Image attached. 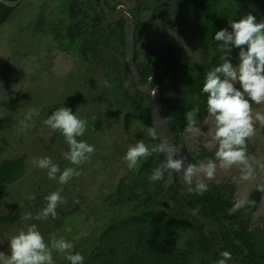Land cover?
I'll return each mask as SVG.
<instances>
[{"label":"rangeland","instance_id":"1","mask_svg":"<svg viewBox=\"0 0 264 264\" xmlns=\"http://www.w3.org/2000/svg\"><path fill=\"white\" fill-rule=\"evenodd\" d=\"M59 3L60 0H21L11 20L8 19L0 27V252L6 255L10 254L11 237L32 224L37 226L45 241L50 242L56 232L66 227L65 220L73 213L83 219L92 218L97 224L111 214L110 210L102 206L100 198L113 190L110 187H114L118 179L129 171L123 157L127 148L141 137V134L136 137V125L126 111L114 112L116 96L127 93L133 102L145 106L149 103L147 97L134 95L129 76L114 96L102 72L90 73L89 65L74 55L72 50L50 39L48 43L42 37L32 41L30 27L34 17L44 7L45 10H55ZM166 21H161L157 16L143 21L138 45L140 55L168 51L183 53L198 61L201 51L199 42ZM28 31L30 36L27 35ZM24 36L26 43L20 38ZM21 43L25 45L20 46ZM32 43L45 44L42 58H39L41 50H32ZM29 57L32 58L26 59ZM9 83L11 87H5ZM27 92L31 95L23 100ZM61 106L71 109L73 114L87 121V130L78 140L95 147L90 159L79 166L64 159L63 154L69 150L64 136L44 124V120ZM30 110H38V114L27 121L31 126L21 131L22 122ZM253 112L264 113V104H253ZM211 127L212 118L208 116L203 127L199 128L206 133ZM185 141L190 150L198 149L200 145L211 152L216 150L209 136L194 137L188 133ZM249 141V155L263 160L264 125L257 122L256 134ZM43 157H50L61 170L76 167L80 174L61 185L58 178L49 179L46 170L39 169L33 163L35 159ZM7 166L19 169L20 177L13 182H7L1 172ZM263 171L257 168L255 180L236 183L232 179L238 175L235 167L227 172L218 169L216 178L206 183L234 187V201L243 192H248L249 198L254 201L255 186L259 183L258 179L263 177ZM57 190H62L61 196L66 201L57 207V218L23 219L26 212L35 217L46 206L45 197ZM31 194L35 195L34 199H29ZM255 208L250 214L251 227L264 225V192H261ZM247 213L242 212L241 216L248 217ZM61 234L54 237H63L75 244L73 237L78 236L76 228L74 234L71 231H62ZM56 254L60 258L55 260L53 256L55 262L69 264L64 254Z\"/></svg>","mask_w":264,"mask_h":264},{"label":"trees","instance_id":"2","mask_svg":"<svg viewBox=\"0 0 264 264\" xmlns=\"http://www.w3.org/2000/svg\"><path fill=\"white\" fill-rule=\"evenodd\" d=\"M137 1L138 4L130 14L135 26L134 55L141 82L145 83L149 77H155L160 81L163 97L162 116L172 117L170 126L173 131L177 128L185 129L187 124L185 113L194 106V95H201L198 125L207 113L205 96L201 94L205 74L221 63L222 53L218 51L217 42L213 38L215 31L221 29L231 31L230 23L249 13L254 15L257 21L264 20V0ZM106 4L109 5L107 0ZM15 10L16 7L0 4V27L8 19L11 20ZM59 15L64 16V13L59 12ZM155 16L161 21L167 20L166 23H172L173 27L180 28L190 36L193 34L200 38L203 43L200 64L196 65L183 53L165 51L156 56L140 55L137 46L141 41L143 21ZM36 17L32 22L40 26L42 15ZM124 25V18L116 23H109L99 0H74V43H70L69 47L74 48V55L89 65L90 73L102 72L106 82L114 85L112 87L114 93L122 88L125 78L129 76L123 51ZM20 38L26 43L25 36ZM238 51L233 49L231 53L233 64L239 63ZM137 96L147 97L149 103L145 106L133 102L124 93L119 96L114 112L128 113L136 125L137 130L134 131L136 137L141 134L142 139L147 137L154 139L148 130L152 127L151 98L140 92ZM157 143L159 142L147 145ZM201 156L204 158L208 153L203 149ZM189 157L194 163L193 153ZM165 158L164 154L149 156L141 162L139 169L133 172L137 173L134 177L128 175L122 178L116 186L115 193L105 198L108 204L116 205L114 208L116 215L111 221L99 224V227L93 229L95 233L74 246L73 252H79L84 256V264H218L222 259L207 234L201 229L200 221L190 219L185 207L180 204L174 185L169 186L170 192L168 196L165 195L162 203L164 208L171 209L165 211L159 205H154L156 203L154 200L164 188L161 181L167 176L154 183L150 182L148 177ZM1 172L4 173L6 181H13L20 176L17 167L7 166L2 168ZM127 179L130 183H126ZM206 192L204 195L200 194L199 199L204 201L208 198L206 200L212 202V206H218L219 212H226L224 201H219L217 196L212 197L213 199L208 197L217 195L212 185H208ZM114 196L117 198L112 200ZM193 200L194 198L187 202ZM166 204L169 207H166ZM189 205L201 208L197 203ZM235 217L236 215L226 214L224 223L227 224V220H230L228 225L232 227L231 222ZM231 229L225 230L223 235L226 244L222 247L231 254V259H237L245 264H264V234L251 232L231 236Z\"/></svg>","mask_w":264,"mask_h":264},{"label":"clouds","instance_id":"3","mask_svg":"<svg viewBox=\"0 0 264 264\" xmlns=\"http://www.w3.org/2000/svg\"><path fill=\"white\" fill-rule=\"evenodd\" d=\"M112 1L114 5L116 3L119 6L122 5L119 0ZM114 5L110 4V6ZM229 26L231 31L221 29L214 33L213 38L217 42L218 51L222 53L221 63L205 74L201 89V94L205 96L204 103L207 114L212 118V127L206 133L197 127L201 95H194L195 104L191 110L185 113L187 124L184 131L194 137L209 136L216 146L214 158L199 160L198 163H188L184 167L182 159L164 142L149 147L141 140L130 145L123 157L129 170H138L141 162L153 154H164L166 158L152 170L148 177L149 181L154 183L162 180L166 173L182 172L184 183L202 195L208 191L206 181L214 180L218 169L227 172L235 167L238 170V175L233 176L232 179L236 183L255 180L257 168L264 169V161L257 160L248 153V141L256 134L257 122L264 125V113L256 112L254 114L253 112V104H264V20L257 21V18L249 13L238 20H233ZM233 49L239 50L238 65H234L232 62ZM32 78L35 77L32 76ZM11 83L5 87H11ZM237 84L239 87H236ZM136 90L140 92L137 88ZM147 95L151 98L150 94ZM35 114H38V110H30L27 113L25 121L22 122L21 131L31 126L27 121L31 120ZM44 124L64 136L69 150L63 155L70 164L79 166L94 154L95 147L93 145L78 140V137H81L87 130V121L73 114L71 109L59 107L44 120ZM148 130L149 135L155 139L157 134L154 128L149 127ZM26 135L27 133L23 136ZM193 155L198 157L199 151H194ZM33 163L39 169L46 170L49 179L56 180L58 178V183L61 185L80 174L76 167H66L61 170L60 166L54 163L50 157L35 159ZM255 190L264 192V181L259 182L255 186ZM61 191L57 190L47 195L45 197L46 206L35 217L32 213L26 212L23 219L57 218V207L66 202L61 196ZM249 197L248 192L241 193L229 209V214L246 206L255 207V201ZM34 198V194L29 196V199ZM73 247L74 245L63 237L57 239L53 236L50 242H46L37 226L32 224L11 237L9 240L10 254L6 255L4 252H0V264H55L54 252L64 254L70 264H84V256L79 252L74 253ZM222 256L224 258L219 260L218 264H226V260L231 259V254L228 252L222 253Z\"/></svg>","mask_w":264,"mask_h":264},{"label":"flooded vegetation","instance_id":"4","mask_svg":"<svg viewBox=\"0 0 264 264\" xmlns=\"http://www.w3.org/2000/svg\"><path fill=\"white\" fill-rule=\"evenodd\" d=\"M100 2H101V0H99V3ZM105 4H106V1H105ZM17 5H15L14 7H16ZM57 6L58 7L55 9L56 11L55 10H48L47 8L45 10V7L41 9V11L39 12V15L40 14L42 15V17L40 19V21H41L40 26L41 27L37 26L36 22L35 23L32 22V28L30 27V29H31V33L30 34L32 35V41H34L35 38L36 39H41V37H42L48 43H49V39H50L52 42L55 41L56 43L60 44L61 47L64 46V47L70 48L69 44L70 43H74V38H73L74 37V0H60V3ZM106 6L110 10L116 11L115 9H117L119 4L116 3L114 6H110V3H109V5L106 4ZM100 7H101V5H100ZM101 9H102V7H101ZM57 10H58V12H57ZM54 11H55V13H54ZM59 12H63L64 16H60ZM104 14H105V12H104ZM107 21H108V19H107ZM27 35L30 36L29 35V31H28ZM192 37H194L199 42V44L201 46L200 48L202 50L203 49V43L200 40V38H197L193 34H192ZM30 46L32 47V50H34V49L41 50L42 55H40L39 58L43 57V53H44L43 48H46L45 44L43 45V44H38V43H32V44H30ZM123 49H124V44H123ZM70 50H72L74 52V48H70ZM56 51H59V50H56ZM146 55L156 56L158 54H146ZM187 57L191 58L188 55H187ZM191 60L196 65L200 64V62L202 60L201 51H200V54H199V60L198 61H195L193 58H191ZM124 61H125V59H124ZM125 65H126V63H125ZM234 65H238V63L234 64ZM136 66H137V63H136ZM126 67H127V65H126ZM127 70H128V68H127ZM129 78H130L129 84H130V86L132 87V90H133L132 92H134L135 93L134 95L136 96V95H138V91L136 90V86L134 84V81H133L132 77L129 76ZM149 80H151V84H152V89L151 90H153V86L155 84V80L158 81L159 89H160V81L157 78H155V77H149L145 83H142L141 79H140V84L141 85H145ZM124 83L125 82H123V86H124ZM108 86L109 87H114V85L110 86L109 84H108ZM108 86H106V87H108ZM120 90L121 89L117 90L115 93L114 92H111V93H113L114 96H116V93L118 91H120ZM124 91H125V89H124ZM160 93H161V89H160ZM119 96L120 95L116 96L117 97L116 103H118V101H119ZM161 97H162V93H161ZM22 98L24 100L29 98V92H27ZM162 99H163V97H162ZM116 103H114V109L116 108ZM150 115H151V113H150ZM161 116H162V114H161ZM207 117H208V114L206 113V115L204 116L203 120L197 125L198 128L199 127H203V123H204V121H205V119ZM165 118L169 119V126H170V121H171L172 117L166 116ZM171 131L175 135L174 143L177 146H180V144L183 143L184 148H185V150L187 152V155H188V162L189 163H192L190 161V157H189L190 154L194 153V151H196V150L199 151V156L195 157L194 163H196L198 160H203V159L213 158L214 157L215 151H213V152L208 151L202 145L197 146L198 149L190 150V148L188 147V145H187V143L185 141V136H187L188 133L185 132L184 129L177 128L176 131H173L172 129H171ZM147 133H148V131H147ZM156 138L157 139H152L151 137L150 138L147 137V138H143V139L140 138V139L137 140V142L143 140V142L146 145L149 144V143H152V142L156 143L157 141L160 143L161 141L159 140L158 136ZM250 142L251 141H248V150H250V148H251L250 147ZM149 147H151V146H149ZM203 149L208 153V156H206L204 158L201 156V153H202ZM261 161H264V159L261 160ZM133 172H134L133 170H129L127 173L122 175L118 179V181L116 182L114 187H110L113 190H111L109 193H107L105 195V197L100 198L102 206L106 207V209L111 211V214H109L107 216V218L101 220L97 224V222L95 220H93L92 218L83 219L81 216H75L74 213H73V214L69 215L67 217V219L65 220L66 227L64 229H60L58 232L55 233L54 236H57L58 234H60L62 236V234H61L62 231H71L74 234V231H75V228H76V233L78 234V236H74L73 237V239L75 240V244H74V246H75L77 243L81 242L83 239H86V238L90 237L93 233H95V231L93 229H95L96 227H99V224L111 221L114 218V216L116 215L115 212H114V208H116V205L115 204H112V205L108 204L105 201V198L108 195H111V194L115 193L116 186H117V184L119 183V181L122 178H125L128 175H131V177H134L137 174L136 172L135 173H133ZM262 174H264V171L262 172ZM165 176H167V177L163 181H161V183L164 185V188H163L162 191L159 192L158 197L154 200V202H156L154 205L155 206L159 205V207L162 210H165V211L171 209V208H169V209L164 208V205L162 203H163V199L166 196H168V194L170 192L169 186L171 184L174 185L177 188L176 195H177V197L180 200V204H182V206L185 207L186 212L190 215V219L199 220L198 218L193 216L188 211V207H190L192 210L196 211L198 214L202 215L204 218H206L207 220H209L213 224L217 225V228L215 227V231H213L211 229H208V234H207V233L204 232V227H205L204 223L201 220H199L200 224L202 225L201 229L203 230V232L205 234H207V236L211 240V243H213L216 251L219 253V255L221 256L222 259L224 258L222 256V253L226 252V250L222 248L226 244L225 239H224V235H223L225 233V230L228 231L230 228H232L231 229L232 230V232H231L232 235L231 236H234L236 233H241V234L244 233L245 234V233H251V232H255L257 234L258 233L264 234V225L263 224L251 227L252 223L250 222L251 221L250 214H252L254 212L253 209H256L255 207L246 206V207L238 210L237 212H235L233 214H229V209L233 206V204L235 202L234 201V193H235L234 187L231 186L230 188H228L224 184H217V183H214V182H208L207 183L208 185H212L214 187L215 193L217 194V195H212L211 197L210 196H208V197L213 199L212 197L217 196V197H219V201H224V203L226 205V212L221 213V212L218 211V209H219L218 206L214 207V206L211 205L212 202H210L209 200L208 201L206 200L208 198H206L203 201V200L199 199V195L200 194L196 193L194 190H192V192H187L186 191V187L182 184L178 173H169L168 175L166 173ZM262 176L263 177L258 179V182L264 181V175H262ZM220 180L222 181L223 179H220ZM7 182H9V181H7ZM126 183H130L129 179L126 180ZM138 191H140V190H136V192H138ZM183 192H185V193H183ZM205 193H207V192H205ZM205 193H203V195ZM260 194H261V192L256 191V194H255L256 198L254 199L255 205H257V203L259 201ZM115 198H117V197L114 196L112 198V200H115ZM192 198H194V200L192 202H187V201L191 200ZM189 203H197V204H199V206L201 208L200 209L194 208V207L190 206ZM166 207H169V206L166 204ZM212 211L214 212V214H212ZM245 211H248V213H247L248 217L241 216V213L245 212ZM226 214L228 216L236 215L235 219H233L232 222H231L232 223V227H230L228 225L230 220H227L228 221L227 224L224 223L226 221V219H225V215ZM254 238H252L253 241H254ZM73 249H74V247H73ZM73 249H72V251H73ZM54 253H53V256H55V260L60 258L58 256V254H56V252H54ZM230 260H234V261L239 262L237 259H230ZM58 263H59L58 261L55 262V264H58ZM239 263H241V262H239ZM69 264H70V262H69ZM241 264H245V263H241Z\"/></svg>","mask_w":264,"mask_h":264},{"label":"water","instance_id":"5","mask_svg":"<svg viewBox=\"0 0 264 264\" xmlns=\"http://www.w3.org/2000/svg\"><path fill=\"white\" fill-rule=\"evenodd\" d=\"M21 0H0L1 4H4L8 7H14L17 5ZM111 5H114L112 0H108ZM122 2V5H120L116 11L110 10L106 4L105 0H101L100 4L102 9L105 12V16L108 19L109 22H116L120 18H125V27H124V59L125 63L128 68V72L130 77H132L134 84L136 88L142 92L147 93L151 95L152 99V110L150 115L151 125L156 131V134L161 142H164L168 147H170L172 150H174L179 156V158L183 161V166L186 167L188 162V155L184 148L183 143L180 144V146H177L175 141V135L171 131L169 126V119L168 118H162L161 116V110L163 107V100L161 97L160 89H159V83L157 80H155V84L152 89L151 80H149L145 85L140 84V73L138 71V68L136 66L135 57H134V32H135V26L132 16L129 14V11L133 9L137 5V0H119ZM179 178L182 182V184L186 187L187 192H192V188L189 185H186L182 178V172L178 173ZM185 193V192H183ZM188 211L201 220L205 227L204 232L208 234V229H211L215 231V227L217 228L216 224H213L206 218H204L202 215L198 214L196 211L192 210L190 207H188ZM217 230V229H216ZM227 264H241L234 260H226Z\"/></svg>","mask_w":264,"mask_h":264}]
</instances>
